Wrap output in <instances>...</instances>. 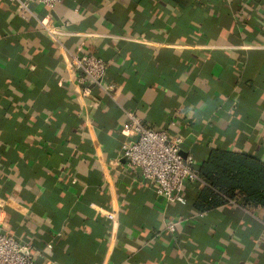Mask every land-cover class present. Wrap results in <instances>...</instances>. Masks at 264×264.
I'll use <instances>...</instances> for the list:
<instances>
[{
  "label": "crops",
  "instance_id": "crops-1",
  "mask_svg": "<svg viewBox=\"0 0 264 264\" xmlns=\"http://www.w3.org/2000/svg\"><path fill=\"white\" fill-rule=\"evenodd\" d=\"M30 7L0 0L1 230L51 243L57 264H264L263 207L199 211L202 179L169 202L118 155L130 111L182 137L197 167L212 148L264 162V0ZM71 53L106 62L109 94L89 79L81 94Z\"/></svg>",
  "mask_w": 264,
  "mask_h": 264
},
{
  "label": "built area",
  "instance_id": "built-area-1",
  "mask_svg": "<svg viewBox=\"0 0 264 264\" xmlns=\"http://www.w3.org/2000/svg\"><path fill=\"white\" fill-rule=\"evenodd\" d=\"M17 3L19 15L27 18L33 15L32 2H39L53 10L61 0H12ZM67 22H64L63 25ZM42 28L56 38L63 33L61 27H53L41 21ZM61 44V42L59 41ZM66 67L78 71L79 84L83 85L81 94H91L87 79L95 83L106 94L114 88L113 83L105 81L106 62L97 56L86 53H71ZM126 122L121 126L124 135L118 155L126 161L129 168H139L143 178L153 184L155 193L169 202L185 204L183 186L189 182H201L195 158L183 154V138L170 136L163 129L146 127L134 113L126 112ZM173 229V226H169ZM264 239V234H263ZM51 243L34 248L29 242L20 241L12 234L1 230L0 224V264H57L48 255Z\"/></svg>",
  "mask_w": 264,
  "mask_h": 264
},
{
  "label": "trees",
  "instance_id": "trees-1",
  "mask_svg": "<svg viewBox=\"0 0 264 264\" xmlns=\"http://www.w3.org/2000/svg\"><path fill=\"white\" fill-rule=\"evenodd\" d=\"M198 172L204 182L194 205L209 210L228 199L264 208V162L254 156L220 148L209 150Z\"/></svg>",
  "mask_w": 264,
  "mask_h": 264
},
{
  "label": "water",
  "instance_id": "water-1",
  "mask_svg": "<svg viewBox=\"0 0 264 264\" xmlns=\"http://www.w3.org/2000/svg\"><path fill=\"white\" fill-rule=\"evenodd\" d=\"M183 154H185V153H183Z\"/></svg>",
  "mask_w": 264,
  "mask_h": 264
}]
</instances>
